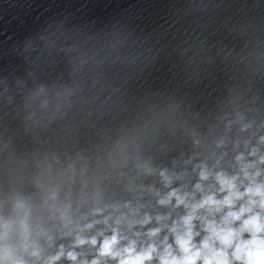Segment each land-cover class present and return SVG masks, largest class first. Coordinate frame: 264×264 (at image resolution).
<instances>
[{"label": "clouds", "instance_id": "clouds-1", "mask_svg": "<svg viewBox=\"0 0 264 264\" xmlns=\"http://www.w3.org/2000/svg\"><path fill=\"white\" fill-rule=\"evenodd\" d=\"M113 2L0 3V264H264V0Z\"/></svg>", "mask_w": 264, "mask_h": 264}]
</instances>
